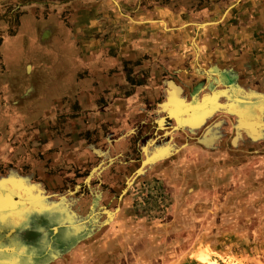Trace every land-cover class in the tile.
Wrapping results in <instances>:
<instances>
[{
    "label": "rangeland",
    "instance_id": "obj_1",
    "mask_svg": "<svg viewBox=\"0 0 264 264\" xmlns=\"http://www.w3.org/2000/svg\"><path fill=\"white\" fill-rule=\"evenodd\" d=\"M236 98L264 122V0H0V189L39 199L8 213L39 232L21 264H264Z\"/></svg>",
    "mask_w": 264,
    "mask_h": 264
},
{
    "label": "crops",
    "instance_id": "obj_2",
    "mask_svg": "<svg viewBox=\"0 0 264 264\" xmlns=\"http://www.w3.org/2000/svg\"><path fill=\"white\" fill-rule=\"evenodd\" d=\"M95 56H97V55H95ZM98 57H101V53H99L97 58ZM236 99L239 102V105H241L243 107L242 110H244L246 112V116H247L246 117L244 114H243L244 116L241 115V116H243L241 128L244 129V131L247 132L249 135L257 136L258 134H260L261 130L264 128V122L262 123L260 121L261 120L260 116H262V114L261 115L255 114L254 109H255L256 104H254V102H250L248 100H243L241 98H236ZM208 103L209 102L202 104L204 107H201L202 109H200V110H206V109L213 110L215 108L214 107L215 105H213L214 104L213 100L211 102V103H213L211 106ZM191 105L189 107H186V108L193 109L195 107V106H191ZM202 105H200V106H202ZM186 108H184V109H186ZM234 109L237 110L236 108H234ZM191 111H193V110H190L188 112H191ZM260 113H261V111H260ZM181 114L182 113H174L173 112V115H176V118H178L179 117L178 115H181ZM234 114H237V116H240L239 113H234ZM136 116H139V114H136ZM247 124H252V125L246 126ZM261 127H262V129H261ZM259 129H261V130L259 131ZM11 187H14V186L6 185L4 188L0 189V193H2V195H0V204L8 205L11 203V200H9L7 198V196H3L4 193H9L14 199H19V200H24V201H35V203L39 201V199L36 197L32 198V199L23 198V197H21V195L16 194L14 191H12ZM14 188L17 191L19 190V188H17V187H14ZM35 203H33L32 205H28L27 207H29V206L34 207ZM24 207H26V206H24ZM8 213L9 212H7V213L3 212L0 214V249H9L10 247L14 248V250H15L13 252V253H15L14 256H16L18 264H21V263H23V262H21V257H28V255H23V256L18 255L16 253V251L18 250V247L23 246L24 243L26 244L25 241L27 240L28 241L27 245H29L30 247H32L34 249L39 248V246H37L38 242H36L39 239V237H38L39 232L36 230L35 236L29 235L28 232H29V229L32 228V226H30V224L28 223V225L26 224L27 229L22 228L21 220H18L16 218L12 219V217ZM53 231H54V229H53ZM55 232L56 233L58 232V228H57V231H55ZM29 233L31 234V232H29ZM14 241H15V244H14ZM40 243H41V241H40ZM13 253H11V254H13ZM0 255L3 258H6V256H8L6 253H0ZM3 255H5V256H3ZM32 259L35 261L34 257ZM6 263L8 264L9 262H6Z\"/></svg>",
    "mask_w": 264,
    "mask_h": 264
},
{
    "label": "bare ground",
    "instance_id": "obj_3",
    "mask_svg": "<svg viewBox=\"0 0 264 264\" xmlns=\"http://www.w3.org/2000/svg\"><path fill=\"white\" fill-rule=\"evenodd\" d=\"M200 109H202V108L198 107V106L197 107L195 106L193 109H190V110H200ZM190 110H187L185 112H188ZM172 116L176 117V115H173V114H172ZM250 125H252V124H247L246 126H250ZM153 160H155V159H153ZM148 162L149 161H147L146 163H148ZM0 195H2V193H0ZM3 196H7V198L9 200H11V203L8 204V205L0 204V209H7V210H10V211H15V210H17V209H19L21 207L32 205L33 203H35V201H24V200L14 199L9 193H4ZM10 211H7V212H10ZM110 216H111V214H110ZM54 231H57V228H55ZM8 251H9V253H13L15 250H14V248H9L7 250L0 249V253L8 254L7 253Z\"/></svg>",
    "mask_w": 264,
    "mask_h": 264
},
{
    "label": "water",
    "instance_id": "obj_4",
    "mask_svg": "<svg viewBox=\"0 0 264 264\" xmlns=\"http://www.w3.org/2000/svg\"><path fill=\"white\" fill-rule=\"evenodd\" d=\"M190 108H186V109H184V110H181V111H179L178 113H185V111L186 110H189ZM20 207V206H19ZM7 211H10V210H7V209H0V213H3V212H7ZM5 250H7V249H5ZM7 253H9V251L7 252Z\"/></svg>",
    "mask_w": 264,
    "mask_h": 264
},
{
    "label": "trees",
    "instance_id": "obj_5",
    "mask_svg": "<svg viewBox=\"0 0 264 264\" xmlns=\"http://www.w3.org/2000/svg\"><path fill=\"white\" fill-rule=\"evenodd\" d=\"M2 255V254H1ZM3 256H5V255H3Z\"/></svg>",
    "mask_w": 264,
    "mask_h": 264
}]
</instances>
